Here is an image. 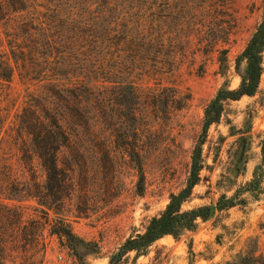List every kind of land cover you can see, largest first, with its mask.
I'll list each match as a JSON object with an SVG mask.
<instances>
[{
  "label": "rangeland",
  "instance_id": "rangeland-1",
  "mask_svg": "<svg viewBox=\"0 0 264 264\" xmlns=\"http://www.w3.org/2000/svg\"><path fill=\"white\" fill-rule=\"evenodd\" d=\"M36 2L53 7L57 0ZM263 4L264 0H154L156 19L167 31L178 67L158 74L139 71L134 81L143 98L177 90L189 101L184 109L169 111L146 99L136 107L123 102L114 106L112 89L106 85L110 124L100 126L95 120L91 128L105 134L109 157L87 146L84 163L72 167V188L61 205L49 199L40 205L31 196L35 187L21 185L30 173L38 188L43 185L37 159L28 171L18 145L19 138L27 140L19 115L39 96L43 82L14 73L9 86L0 90V201L18 208L19 216L14 245L7 241V264H107L120 244L144 231L169 196L185 184L205 106L222 85H240L236 60L262 20ZM164 7L169 9L166 21ZM133 107L143 116L137 135L140 122L125 118ZM114 121L126 126L118 136L112 132ZM200 164L199 182L183 209L227 199L235 206L198 220L193 232L158 240L144 255L127 254L120 264L264 262V73L253 97L224 104L219 122L207 131ZM36 235L39 245H28Z\"/></svg>",
  "mask_w": 264,
  "mask_h": 264
},
{
  "label": "trees",
  "instance_id": "trees-1",
  "mask_svg": "<svg viewBox=\"0 0 264 264\" xmlns=\"http://www.w3.org/2000/svg\"><path fill=\"white\" fill-rule=\"evenodd\" d=\"M36 1L0 0V90L9 86L15 72L20 79L43 82L39 96L19 115L27 140L21 137L18 144L21 161L28 171L32 169L33 158L37 159L44 174L43 185L38 188L31 173L21 185L27 189L31 183L35 187L31 196L38 199L40 205H43L42 199L61 205L72 188L73 165L84 163L85 148H97L109 157L105 134L91 128L95 120L100 126L110 124L106 85L112 89L114 106L123 102L136 107L146 99L153 105L161 104L167 111L182 110L189 98L177 90L163 97L154 92L143 98L134 81L139 71L142 75L150 70L158 74L178 67L176 52H172L174 48L165 36L167 31L160 26V19H156L154 0H57L53 7ZM168 10L162 9L165 21ZM263 60L264 4L262 20L236 60L240 85L235 89L222 85L204 108L183 188L169 196L163 211L150 218L142 233L120 244L108 256L107 264H120L131 252L136 256L144 255L158 240L193 232L198 220L206 221L215 211L235 206L233 199H227L219 200L214 206L183 209L199 182L201 148L209 127L219 122L226 102L240 101L257 93L264 73ZM134 107L125 118L140 122L135 130L137 135L141 132L143 116L137 114ZM123 130H126L125 125L112 123L116 136ZM136 164L142 172L140 158ZM255 182L247 184L246 188L251 190ZM139 187L143 189L142 173ZM18 229V208L0 201V264H7V241L14 243L13 233ZM39 241L36 235L28 245H39Z\"/></svg>",
  "mask_w": 264,
  "mask_h": 264
}]
</instances>
